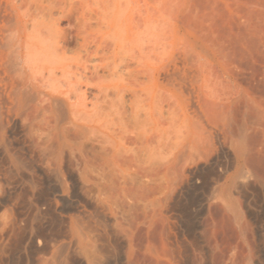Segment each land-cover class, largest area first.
<instances>
[{
  "label": "rangeland",
  "instance_id": "obj_1",
  "mask_svg": "<svg viewBox=\"0 0 264 264\" xmlns=\"http://www.w3.org/2000/svg\"><path fill=\"white\" fill-rule=\"evenodd\" d=\"M4 6L59 80L0 107V264H264V0Z\"/></svg>",
  "mask_w": 264,
  "mask_h": 264
},
{
  "label": "bare ground",
  "instance_id": "obj_2",
  "mask_svg": "<svg viewBox=\"0 0 264 264\" xmlns=\"http://www.w3.org/2000/svg\"><path fill=\"white\" fill-rule=\"evenodd\" d=\"M7 1V0H6ZM4 5V4H2ZM17 14L15 11H9L7 6L0 8V107L1 105H5L8 109L19 108L22 103H26L29 99V92L27 91V86L25 83V68L23 63H19L18 60L23 58L24 63H29L34 65L35 70L39 72H43L44 70H48L47 76L43 77L42 80H46L45 84L47 85L50 82L52 88H56L55 81L56 79V67H53L54 64L59 63L58 59V50L52 44L46 41L45 38L41 37V35H31L25 36L19 25L17 24ZM20 26H22L20 24ZM23 29V28H22ZM25 31V30H24ZM22 60V59H21ZM23 62V61H22ZM178 63V62H177ZM180 63V62H179ZM28 64V65H29ZM50 65V66H46ZM176 64V63H175ZM31 65V67H32ZM176 66V65H175ZM178 66V65H177ZM26 67V66H25ZM28 67V66H27ZM30 67V66H29ZM60 68V67H59ZM177 68V67H176ZM28 71V70H27ZM25 72V73H24ZM58 73V72H57ZM62 76H67L68 74L65 71H61ZM76 74V73H75ZM29 75V74H28ZM42 75V74H41ZM39 76V75H38ZM64 76V77H65ZM26 77V75H25ZM60 77V76H58ZM68 77V76H67ZM48 78V83H47ZM63 78V77H62ZM60 78V79H62ZM66 78V77H65ZM62 81V80H61ZM60 81V82H61ZM62 83V82H61ZM32 86V85H31ZM59 86V85H58ZM49 87V86H48ZM60 87V86H59ZM32 88V87H31ZM33 90V89H32ZM51 90V89H50ZM30 91V90H29ZM55 92V91H53ZM48 93V92H47ZM46 94V93H45ZM33 95V94H32ZM35 95V92H34ZM40 95H44L40 94ZM47 95V94H46ZM45 95V96H46ZM48 96V95H47ZM46 96V97H47ZM58 96V95H57ZM44 97V96H43ZM49 97L51 99L52 105L57 108L59 111V99L53 98L50 94ZM59 97V96H58ZM70 97V96H69ZM33 98V97H32ZM49 100V99H48ZM32 101V100H31ZM63 101V100H62ZM50 102V100H49ZM48 102V104H49ZM43 104V103H42ZM50 105V104H49ZM74 105V103H73ZM24 109V108H23ZM28 109V108H27ZM56 111V112H57ZM2 112V111H1ZM4 112V111H3ZM8 113V112H7ZM58 113V112H57ZM13 114V113H12ZM5 115V113H4ZM3 115V116H4ZM63 115V114H62ZM2 116V117H3ZM6 117V116H5ZM62 117V116H61ZM13 118V117H12ZM11 118V119H12ZM22 118V117H21ZM5 121V120H4ZM13 121V120H12ZM11 121V122H12ZM22 121V120H21ZM3 122V121H2ZM26 122V121H25ZM5 123V122H4ZM182 123V122H181ZM12 124V123H11ZM11 127V126H9ZM8 127V128H9ZM5 132V131H4ZM15 132V131H14ZM6 135V134H5ZM194 140V139H193ZM174 143L173 141H171ZM217 142V141H216ZM176 143V142H175ZM171 144V143H170ZM174 146L173 144H171ZM170 146V145H169ZM171 147V146H170ZM166 149V148H165ZM168 149V148H167ZM191 149V148H190ZM224 149V148H223ZM204 151V150H203ZM196 155V154H195ZM201 155V154H200ZM190 156V155H189ZM188 156V157H189ZM45 157V155H44ZM176 157H178L176 155ZM191 157V156H190ZM188 159V158H187ZM178 160V159H177ZM228 162V161H227ZM183 163V162H182ZM177 165V164H176ZM197 165V164H196ZM192 166V165H191ZM182 167V166H181ZM189 167V166H188ZM185 168V167H184ZM180 169V168H179ZM187 168H185L186 170ZM193 170V169H192ZM191 171V170H190ZM221 171V170H218ZM186 172V171H185ZM210 172V169L209 171ZM186 174V173H185ZM209 174V173H208ZM211 174V173H210ZM244 174V173H243ZM250 174V173H248ZM212 175V174H211ZM188 176V175H187ZM245 177V176H244ZM248 177V176H246ZM245 177V178H246ZM241 178V177H240ZM191 179V178H190ZM244 179V178H243ZM214 193V192H213ZM103 219V218H101ZM105 220V219H104ZM108 224V222H104ZM106 227V226H105ZM187 227V226H186ZM94 228V227H93ZM189 230V228L187 227ZM21 232V231H20ZM189 232V231H187ZM191 232V230H190ZM104 233V232H103ZM36 234V233H35ZM110 234V233H109ZM177 234V233H176ZM191 234V233H190ZM39 235V234H38ZM100 235V234H99ZM98 235V236H99ZM114 235V234H113ZM41 236V235H40ZM97 236V234H96ZM97 236V237H98ZM102 236V235H101ZM21 237V236H20ZM100 237V236H99ZM98 237V239H99ZM106 237V236H105ZM104 237V238H105ZM111 237V236H110ZM189 237V236H188ZM113 238V237H112ZM97 239V240H98ZM9 240V239H8ZM104 240V239H103ZM37 242V241H36ZM41 242V241H39ZM102 242V241H101ZM114 242V241H113ZM17 242H15L16 244ZM110 243V241H109ZM119 243V242H118ZM38 244V243H37ZM99 244V243H96ZM114 244V243H113ZM117 245V243L115 244ZM122 246V245H121ZM196 246V245H195ZM106 247V246H105ZM114 247V246H113ZM116 248V247H115ZM36 249V248H35ZM108 249V248H107ZM111 249V248H109ZM106 250V249H105ZM116 250V249H115ZM40 251V250H39ZM101 251V250H100ZM108 251V250H107ZM119 251V250H118ZM102 252V251H101ZM99 253V252H98ZM105 253V252H104ZM117 254V252H116ZM108 255V254H107ZM121 255V254H120ZM117 256V255H115ZM114 256V257H115ZM122 257V255H121ZM106 258V257H105ZM109 259V258H108ZM114 259V258H113ZM112 262V261H111ZM123 263V262H122ZM108 264V263H107Z\"/></svg>",
  "mask_w": 264,
  "mask_h": 264
}]
</instances>
